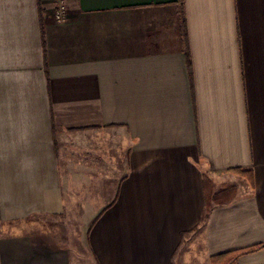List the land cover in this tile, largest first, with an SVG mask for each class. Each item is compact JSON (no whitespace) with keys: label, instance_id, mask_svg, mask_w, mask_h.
Masks as SVG:
<instances>
[{"label":"crops","instance_id":"obj_1","mask_svg":"<svg viewBox=\"0 0 264 264\" xmlns=\"http://www.w3.org/2000/svg\"><path fill=\"white\" fill-rule=\"evenodd\" d=\"M0 227V264H264V0H0Z\"/></svg>","mask_w":264,"mask_h":264},{"label":"trees","instance_id":"obj_2","mask_svg":"<svg viewBox=\"0 0 264 264\" xmlns=\"http://www.w3.org/2000/svg\"><path fill=\"white\" fill-rule=\"evenodd\" d=\"M234 172H237L240 175L246 174L244 171H242L240 169H235ZM262 247H264V245H260V246L254 247V248L249 249L247 251H254V250L260 249ZM233 254H234V252H232V253H225V254H221L219 256L213 257L212 258V263L213 264H219V263L223 262L226 258H228L229 256H231Z\"/></svg>","mask_w":264,"mask_h":264},{"label":"built area","instance_id":"obj_3","mask_svg":"<svg viewBox=\"0 0 264 264\" xmlns=\"http://www.w3.org/2000/svg\"><path fill=\"white\" fill-rule=\"evenodd\" d=\"M64 9V8H63Z\"/></svg>","mask_w":264,"mask_h":264},{"label":"rangeland","instance_id":"obj_4","mask_svg":"<svg viewBox=\"0 0 264 264\" xmlns=\"http://www.w3.org/2000/svg\"><path fill=\"white\" fill-rule=\"evenodd\" d=\"M1 228V227H0Z\"/></svg>","mask_w":264,"mask_h":264}]
</instances>
